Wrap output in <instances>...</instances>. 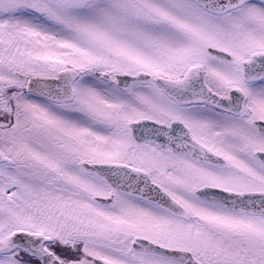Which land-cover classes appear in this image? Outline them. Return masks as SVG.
I'll return each instance as SVG.
<instances>
[{
	"label": "snow or ice",
	"instance_id": "obj_1",
	"mask_svg": "<svg viewBox=\"0 0 264 264\" xmlns=\"http://www.w3.org/2000/svg\"><path fill=\"white\" fill-rule=\"evenodd\" d=\"M0 264H264V0H0Z\"/></svg>",
	"mask_w": 264,
	"mask_h": 264
}]
</instances>
